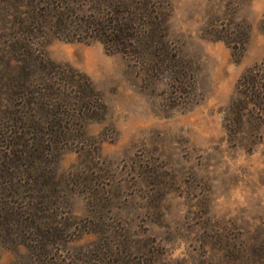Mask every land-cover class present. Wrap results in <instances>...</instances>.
Instances as JSON below:
<instances>
[{
  "label": "rangeland",
  "instance_id": "1",
  "mask_svg": "<svg viewBox=\"0 0 264 264\" xmlns=\"http://www.w3.org/2000/svg\"><path fill=\"white\" fill-rule=\"evenodd\" d=\"M10 1L0 0L2 77L13 26L38 2L15 0L12 16ZM229 23L250 26L240 58L208 35ZM170 39L191 68L189 101L100 42L48 32L46 55L87 74L108 114L88 126L91 146L52 159L35 215L5 212L25 200L0 191V264H264V118L226 130L240 77L264 61V0H173Z\"/></svg>",
  "mask_w": 264,
  "mask_h": 264
},
{
  "label": "trees",
  "instance_id": "2",
  "mask_svg": "<svg viewBox=\"0 0 264 264\" xmlns=\"http://www.w3.org/2000/svg\"><path fill=\"white\" fill-rule=\"evenodd\" d=\"M10 3L15 16V0ZM172 13L173 0H38L24 13L27 21H34L13 26L15 36L1 54L10 72L0 75V136L5 143L0 191L7 199L25 202L22 208L6 204L5 212L35 215L44 207L53 190L52 159L63 150L91 146L88 126L108 114L103 94L87 74L46 55L48 32L67 42H100L146 78L169 79L174 94L189 101L194 81L170 39ZM250 33L247 24L229 23L211 26L208 35L228 44L234 58H240ZM228 110L230 136L241 133L250 116L264 118V61L240 77Z\"/></svg>",
  "mask_w": 264,
  "mask_h": 264
}]
</instances>
